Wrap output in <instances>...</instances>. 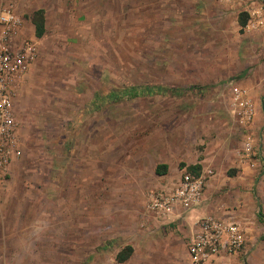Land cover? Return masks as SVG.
<instances>
[{"label": "rangeland", "instance_id": "obj_1", "mask_svg": "<svg viewBox=\"0 0 264 264\" xmlns=\"http://www.w3.org/2000/svg\"><path fill=\"white\" fill-rule=\"evenodd\" d=\"M46 2L42 37L15 40L37 51L14 96L21 155L0 182V264H114L125 237L155 224L143 151L224 129L227 85L264 65V29L211 0Z\"/></svg>", "mask_w": 264, "mask_h": 264}, {"label": "crops", "instance_id": "obj_2", "mask_svg": "<svg viewBox=\"0 0 264 264\" xmlns=\"http://www.w3.org/2000/svg\"><path fill=\"white\" fill-rule=\"evenodd\" d=\"M211 1L239 8L242 11L255 3V0ZM8 2L16 9L14 0H8ZM35 3L38 6L31 13L37 9L44 10L47 6L46 0H37ZM45 12L44 10V33L48 27ZM31 13L26 18L23 14H18L23 19L20 34L25 31L32 33L35 37ZM263 70L264 65L257 64L256 69L251 71L253 74L244 78L242 84L239 83L247 89L255 109L252 120L245 126L240 122L231 104L228 103L229 117L219 114L225 121H223L225 127L215 131V136L196 137L189 146L179 147L173 151H165L162 147L143 151L149 159L153 160L148 176L158 183V187L172 186L178 179L182 168L197 165L199 166L197 174H202L205 180L203 194L200 201L192 208L175 210L164 218L152 215L151 222L155 224L148 227L149 231L137 236L136 240H133L131 236L123 239L124 245L132 247V253L128 259L119 263L115 260L116 253L121 249L118 248L111 257L114 264H189L188 242L196 229L197 221L206 215H214L224 221L239 222L244 231L245 240L242 249L235 254L216 257L213 264H264ZM248 138L252 145V152L246 156L243 152V143ZM197 144L200 146H195ZM159 164L164 165L161 169L165 173L155 172ZM141 167L140 165L136 168L138 176H141ZM145 215L149 214L145 213L142 216ZM138 227L140 226L136 225V229ZM99 255H97V260H93L96 264L102 261L98 260Z\"/></svg>", "mask_w": 264, "mask_h": 264}, {"label": "built area", "instance_id": "obj_3", "mask_svg": "<svg viewBox=\"0 0 264 264\" xmlns=\"http://www.w3.org/2000/svg\"><path fill=\"white\" fill-rule=\"evenodd\" d=\"M257 3V4H256ZM246 30L264 29V5L259 0L244 11ZM23 19L14 6L0 0V182L10 164L20 157L18 119L14 96L36 55V46L29 41L16 43ZM230 104L244 126L252 120L254 104L245 87L230 82ZM244 155L252 152L250 139L243 143ZM205 185L202 174L182 168L172 186H162L150 192L146 208L156 217L164 218L175 210L194 207L201 199ZM244 231L239 222L224 221L206 215L196 223L187 245L189 264H213L216 257L238 253L244 245Z\"/></svg>", "mask_w": 264, "mask_h": 264}, {"label": "trees", "instance_id": "obj_4", "mask_svg": "<svg viewBox=\"0 0 264 264\" xmlns=\"http://www.w3.org/2000/svg\"><path fill=\"white\" fill-rule=\"evenodd\" d=\"M241 17L239 18V24L242 27L246 20H247V15L245 12H241ZM31 22L34 25V35L35 37L39 38L43 35L44 31H45V27H44V23H45V17H44V11L43 9H37L35 11H33L31 13ZM125 92H123L124 94L126 93L129 97H134L139 95V90L137 88H130L128 90H124ZM123 96V94L121 92H117V91H112L109 95V97L111 99H117L120 96ZM164 167L163 164H159L156 166L155 168V172L157 174H163L165 173L164 170H162L161 168ZM188 171L197 174L198 170H199V166H188L186 168ZM132 253V247L130 245H125L123 246L115 255V260L119 263L124 262L126 259L129 258V256Z\"/></svg>", "mask_w": 264, "mask_h": 264}]
</instances>
